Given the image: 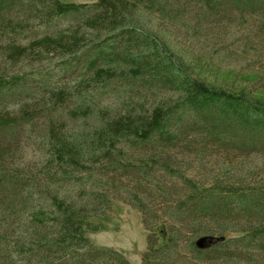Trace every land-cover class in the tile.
Here are the masks:
<instances>
[{
  "label": "trees",
  "instance_id": "obj_1",
  "mask_svg": "<svg viewBox=\"0 0 264 264\" xmlns=\"http://www.w3.org/2000/svg\"><path fill=\"white\" fill-rule=\"evenodd\" d=\"M5 9L13 17L10 30L0 19V108L39 98V140L49 148L30 179L0 178V255L8 264H130L88 237L117 190L152 229L142 264H264V71L243 73L191 50L178 29L190 19L192 38L219 36L230 15L260 14L264 0H0ZM34 37L42 41L16 44ZM32 108L20 118L0 113V160L12 156ZM192 141L220 151L209 183L188 177L190 161L172 153L178 145L188 152ZM155 169L183 186L165 218L150 210L142 184ZM123 175L131 186L118 185ZM254 251L263 253L238 256Z\"/></svg>",
  "mask_w": 264,
  "mask_h": 264
},
{
  "label": "rangeland",
  "instance_id": "obj_2",
  "mask_svg": "<svg viewBox=\"0 0 264 264\" xmlns=\"http://www.w3.org/2000/svg\"><path fill=\"white\" fill-rule=\"evenodd\" d=\"M65 1L73 3L96 2V0ZM12 15L13 13L9 10L7 11V9L0 11V19H6L7 22L6 24H4V28H8V30H10L9 28H11L8 25H10L9 23L11 21L10 18L13 17ZM231 17H233L232 21L230 23H224V25L226 26L223 28V32H221L219 36H208V34H206L207 31H205L201 32L202 36L201 38H199L200 40L192 38L191 34L187 33L192 29H186V27L193 26L190 19L179 21L178 25H183V29L180 27L178 28L180 30V39L186 40L185 45L186 42L187 44H190V42L193 43L194 46H191V50L198 48V50L206 52V56L211 55L214 57H220L225 61V64L229 66L228 68L235 67L243 73L264 71V31L261 30L264 25V12L256 15L252 13L249 14L248 18L246 15V18L244 17L243 19L239 14L236 13H234L233 16L230 15V18ZM31 29H33V31H40V26L36 25ZM35 34L36 32H32L29 35ZM7 36H9L10 40L17 39L13 35L8 34ZM34 38H25L23 40L17 41L16 44L27 46L32 42L37 43L38 41H42V39L38 40L41 37L35 39ZM191 38L193 42L190 40ZM218 41L221 42L219 46H216ZM204 45H206V47ZM215 48L217 49V51H215ZM32 93L33 91H30L29 95ZM20 98H22V100H30L33 98V95L27 98L21 96ZM15 99L17 98H11L8 101H13ZM35 102H39V98L34 99L32 105L29 104V102H8L5 107L0 108V113L11 112L12 114H14V116L20 118V116H23V114H29L28 111H26L25 113V107H27V105L33 106L32 115L28 118L21 119L20 133L13 136L12 138L13 140H16L12 142V156L8 157V159L0 160V178L7 175L12 176L13 174L18 173L22 174V178H20L21 182L22 180H28L30 179L32 174L36 172L30 171V169H42L40 167L41 164H45L47 161V153L49 148L48 146L43 145V139L39 140L43 135V132H41L40 129L44 130L45 125H42L43 120L40 117H37V115H43L36 109ZM63 119L65 123L74 124L65 116L64 113ZM91 122L92 120L86 122V126H88V124H90ZM88 131L91 132L90 128ZM34 132L38 133L39 135ZM210 148L211 147L207 146L203 150V147L200 146V143L192 141L189 146L188 152L185 153L181 151V146L178 145V147H176V149H174L172 153L175 154L179 160H184L186 162L190 161L191 164L186 168L188 169V171L186 172V175L188 177H192L200 182L209 183L211 181V176H208V173L217 171V167L215 166V162L213 161L216 160L218 155H220V151L218 148ZM88 168L104 169L102 165L95 166L93 164L92 166H88ZM28 173L30 176L26 177ZM134 173H136L134 176V180L142 179L136 171ZM152 175L153 176H149V178H147L146 180L142 179V184L145 187L147 186L150 190L146 202L149 205L150 210L154 214L160 216L161 218H165L167 215H169L168 212H171L169 211L170 206L167 210V204H171L172 201H179L184 197L182 195L183 186L181 181L173 178L171 175L166 173V171L155 169ZM125 177L126 175H123L122 180L121 178L118 179V185H121L124 188L126 187V184L128 185ZM0 185H2L1 182ZM128 186H131V184H129ZM166 189L170 191L169 193L172 194V197L174 198H170L167 194H164V192L166 193L167 191ZM113 195L117 199L110 202V211L102 212L104 213V215L97 216L93 219L94 224L98 226V230L88 235L90 242L95 246L111 248L119 252L126 260H128L130 264H142V255H144L148 250V240L151 237L152 229L151 227L146 228L144 226L141 213L132 205L128 204V197H126L124 192L117 190L116 194ZM178 198L180 199L178 200ZM234 220L239 221V219L237 218H235ZM225 237L227 239H232L233 237H237V235L226 234ZM186 238L187 237L184 236V239ZM180 249H183L180 252V255L184 259L189 257V254L186 253L187 249H184L183 246H181ZM230 252H232V249L230 250ZM244 253L245 254H240L238 256H251L254 259L256 258L254 253L263 252L254 251L249 252L250 254H247L246 252ZM2 255H0V264H8L7 260L10 259V257L7 254ZM225 260H217V262L215 261L214 264L232 263L231 261L224 262ZM237 261L238 262H233L232 264H247L243 259ZM253 264H256V261Z\"/></svg>",
  "mask_w": 264,
  "mask_h": 264
},
{
  "label": "water",
  "instance_id": "obj_3",
  "mask_svg": "<svg viewBox=\"0 0 264 264\" xmlns=\"http://www.w3.org/2000/svg\"><path fill=\"white\" fill-rule=\"evenodd\" d=\"M216 241H217V239H211L210 242H209V244L212 245V244H214Z\"/></svg>",
  "mask_w": 264,
  "mask_h": 264
}]
</instances>
